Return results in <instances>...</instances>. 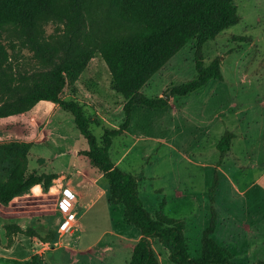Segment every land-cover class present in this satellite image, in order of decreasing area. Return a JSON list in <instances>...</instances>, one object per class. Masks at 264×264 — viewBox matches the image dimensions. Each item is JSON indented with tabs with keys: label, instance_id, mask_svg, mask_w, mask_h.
I'll use <instances>...</instances> for the list:
<instances>
[{
	"label": "rangeland",
	"instance_id": "1",
	"mask_svg": "<svg viewBox=\"0 0 264 264\" xmlns=\"http://www.w3.org/2000/svg\"><path fill=\"white\" fill-rule=\"evenodd\" d=\"M234 3L238 22L202 45L203 64L220 56L222 78L211 79L187 95H172L174 85L196 75L194 42L185 44L141 88L147 97L167 95L168 105H132L130 124L112 138L109 154L117 166L138 178V194L153 216L160 213L184 221L192 257L200 252L213 205L216 226L212 237L229 250L233 264H251L264 260V0ZM43 28L40 41L55 45L45 56L22 45L10 49L8 41L14 38L3 39L13 92L0 96V105L15 96L14 87L26 84L31 75L64 64L90 48L92 56L74 83L65 87L61 98L78 102L88 118L90 132L99 141L105 129L120 127L125 99L115 90L107 64L93 47L88 26L69 48L63 22L48 21ZM227 131L232 132L230 147L220 160L217 144ZM27 137L31 143L28 168L55 175L48 187L50 190L53 186V190L41 199L31 194V188L27 191L30 202L44 206L42 220L46 224L38 227L40 220L34 219L23 234L11 230V240L7 239L4 247L18 240L19 244L10 252L4 251L11 259L0 262L29 264L18 259L31 252L33 245L27 237L38 236L46 242L43 245L47 250L38 254L44 264H85L89 256L92 264H103L95 259V251L94 258L89 252L72 256L69 248L76 245L79 235L84 243L98 239L104 243L113 237L106 232L109 229L123 230L130 236L139 230L126 223L122 204L108 202V180L83 155L86 140L73 116L56 103L39 101L23 113L0 117V144L23 142ZM80 170L97 180L95 186L87 185V193L77 205L64 206L63 189L70 188L69 182ZM69 209L75 213V220L64 231L61 225ZM252 223L258 228L254 233ZM77 224L85 226L83 232ZM150 242L160 264H174L156 238ZM113 247L115 264H127L131 253L119 243Z\"/></svg>",
	"mask_w": 264,
	"mask_h": 264
},
{
	"label": "trees",
	"instance_id": "2",
	"mask_svg": "<svg viewBox=\"0 0 264 264\" xmlns=\"http://www.w3.org/2000/svg\"><path fill=\"white\" fill-rule=\"evenodd\" d=\"M238 20L234 0H0V96L13 92L3 39L14 38L8 41L10 49L22 45L45 56L55 45L40 41L43 27L48 21H61L68 48L88 26L93 47L107 64L115 90L125 99L120 127L105 129L98 141L90 132L88 118L78 102L61 98L65 87L74 83L92 56L93 50L88 48L64 64L31 75L26 84H17L15 96L7 97L0 105V117L23 113L39 101H51L71 113L86 140L83 155L108 180V202L122 204L126 223L141 234L127 264H160L151 238L161 243L174 264H233L229 250L212 237L216 226L213 205L209 224L202 233L200 252L192 257L188 252L184 221L160 213L153 216L138 194V178L117 166L109 149L112 138L128 128L132 105L149 108L168 105L165 97H147L141 88L188 42H194L196 75L174 85L172 95L184 96L211 79H221L220 56L203 64L202 45ZM231 138L230 131L220 138L217 144L220 160L228 151ZM30 147L31 143L24 141L0 144V203L3 205L35 185L47 189L55 177L52 173L39 174L28 168ZM215 186L216 181L210 187L211 203ZM5 230L8 241L11 230L27 232L9 224ZM30 264H44V261L34 254ZM251 264H264V260Z\"/></svg>",
	"mask_w": 264,
	"mask_h": 264
},
{
	"label": "crops",
	"instance_id": "3",
	"mask_svg": "<svg viewBox=\"0 0 264 264\" xmlns=\"http://www.w3.org/2000/svg\"><path fill=\"white\" fill-rule=\"evenodd\" d=\"M30 139L27 137L24 142H29ZM97 180L94 178L89 177L84 171L80 170L78 172V176L74 179H72L68 186L71 188H64V189H68L70 190L73 194H74V200H75V204L77 205V203H79V201L82 200L85 192L87 193L86 189H87V185L94 187L95 186V182ZM36 187V188H34ZM36 189L38 191H36ZM63 189V190H64ZM51 190H53V186L50 188V190L44 189L42 190L39 185L37 186H33L31 188V194L34 192L36 195H38V199H41L43 196H45L46 194L50 193ZM36 191V192H35ZM56 192L59 194V190L56 189ZM29 192H26L24 194L15 196L9 203L8 205H1L0 204V261H5V259H11V256H8L4 253V251H11V249H13L17 244H19V240L16 241V244L10 246V247H4L5 241L7 242L8 236L6 234V230H5V226L6 225H16L18 227H20L21 229L25 230L26 227L34 220V219H38L40 220L38 222V227H45L44 225L46 224L45 222H43L42 220V216H44L43 214H45L44 212V206L43 205H39L37 203L34 202H30L28 194ZM34 195V194H33ZM76 212V211H75ZM77 214V213H76ZM78 227H82V229L80 230V232L84 231V225H80L77 224ZM257 227L254 226V224L252 223V233H254L255 231H257ZM126 230H130V229H126ZM106 232H109L110 235H112L113 237L109 240L106 241L104 243H101V239L95 240L94 242H82L81 236L79 235V237L76 238V245L73 248H69L70 250V254L72 256H78L80 254H85V253H91L93 256H91L92 258L95 257L94 252L97 254L98 258H95L97 261L100 262H104L103 264H115L116 262V256L113 255V252L115 250V248L113 247L114 244L119 243L120 245H124L126 252H130L132 253L133 247L135 245V243L139 240L141 234L139 233H133L131 236L125 234V232H123V230L121 232H116L113 229H109ZM20 233V232H19ZM23 234V233H22ZM27 238H29L31 240L32 243V248H31V252L29 254H24V256L20 257L18 259V261L20 262V259L22 260H26L27 262H29L30 264V259L31 256L34 254H41L43 255V253L47 250L44 249L45 246L43 245L46 242H43L40 240V238H38V236H28ZM155 239V238H151L150 240ZM27 241V239H25V242ZM59 243V242H58ZM43 246H42V245ZM61 245V244H60ZM59 245V246H60ZM58 247V246H56ZM96 248H98L97 250H95ZM88 253V254H89ZM107 254H111L110 256H108V258L106 259V255ZM131 255V254H130ZM15 259V258H13ZM74 262L77 261L76 258L73 259ZM92 259L88 257H86L85 260V264H92L91 263ZM23 263H25L23 261ZM0 264H2L0 262Z\"/></svg>",
	"mask_w": 264,
	"mask_h": 264
},
{
	"label": "built area",
	"instance_id": "4",
	"mask_svg": "<svg viewBox=\"0 0 264 264\" xmlns=\"http://www.w3.org/2000/svg\"><path fill=\"white\" fill-rule=\"evenodd\" d=\"M61 201L64 204V206H71V207H73V205L75 204L74 194L70 190L64 189L63 190V194L61 196ZM71 209H69L68 211H66L67 212V218L62 223L61 230L67 231L74 224L75 213L71 212L70 211Z\"/></svg>",
	"mask_w": 264,
	"mask_h": 264
},
{
	"label": "water",
	"instance_id": "5",
	"mask_svg": "<svg viewBox=\"0 0 264 264\" xmlns=\"http://www.w3.org/2000/svg\"><path fill=\"white\" fill-rule=\"evenodd\" d=\"M165 97H167V95Z\"/></svg>",
	"mask_w": 264,
	"mask_h": 264
}]
</instances>
